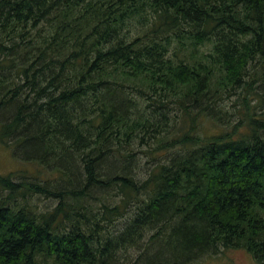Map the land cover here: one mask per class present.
<instances>
[{
  "label": "trees",
  "instance_id": "16d2710c",
  "mask_svg": "<svg viewBox=\"0 0 264 264\" xmlns=\"http://www.w3.org/2000/svg\"><path fill=\"white\" fill-rule=\"evenodd\" d=\"M0 143V264H264V0H0Z\"/></svg>",
  "mask_w": 264,
  "mask_h": 264
},
{
  "label": "rangeland",
  "instance_id": "374dc122",
  "mask_svg": "<svg viewBox=\"0 0 264 264\" xmlns=\"http://www.w3.org/2000/svg\"><path fill=\"white\" fill-rule=\"evenodd\" d=\"M36 168L32 163L24 162L13 156L11 148L0 143V174L24 170L31 175ZM43 204V201H40ZM191 264H257L251 254L243 249H229L213 256L204 257Z\"/></svg>",
  "mask_w": 264,
  "mask_h": 264
}]
</instances>
